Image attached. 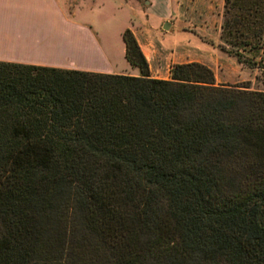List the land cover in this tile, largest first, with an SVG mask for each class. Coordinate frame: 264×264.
<instances>
[{
  "label": "trees",
  "instance_id": "obj_1",
  "mask_svg": "<svg viewBox=\"0 0 264 264\" xmlns=\"http://www.w3.org/2000/svg\"><path fill=\"white\" fill-rule=\"evenodd\" d=\"M218 45L264 85V0ZM0 61V264H264V90Z\"/></svg>",
  "mask_w": 264,
  "mask_h": 264
},
{
  "label": "rangeland",
  "instance_id": "obj_2",
  "mask_svg": "<svg viewBox=\"0 0 264 264\" xmlns=\"http://www.w3.org/2000/svg\"><path fill=\"white\" fill-rule=\"evenodd\" d=\"M59 0L65 11L74 6H84L76 19L87 21L103 43L107 38L114 46H119V31L132 27L142 36V54L148 67V74L161 79L169 78L173 64L198 62L208 67L215 84L237 85L248 83L250 89L264 90L256 69L238 63L234 57L218 47L220 24L223 13V0H172V10L164 18L167 29L156 25L155 17L148 16V22L140 20L127 7L116 9L115 0ZM86 6L93 7L86 10ZM156 25V26H155ZM117 69L125 73H138L120 60Z\"/></svg>",
  "mask_w": 264,
  "mask_h": 264
},
{
  "label": "crops",
  "instance_id": "obj_3",
  "mask_svg": "<svg viewBox=\"0 0 264 264\" xmlns=\"http://www.w3.org/2000/svg\"><path fill=\"white\" fill-rule=\"evenodd\" d=\"M115 1L116 9L127 7L144 22L152 15L157 20L156 25L163 24L172 10V0ZM97 2L95 6L103 4L102 0ZM82 7L74 6L67 12L59 0H0V61L128 74L116 66L124 59L122 39L117 47L107 38L102 43L87 21L76 19ZM124 29L119 31L120 36ZM130 31L141 50L142 36L132 27ZM130 68L135 70V67ZM128 75L137 76L138 73Z\"/></svg>",
  "mask_w": 264,
  "mask_h": 264
},
{
  "label": "water",
  "instance_id": "obj_4",
  "mask_svg": "<svg viewBox=\"0 0 264 264\" xmlns=\"http://www.w3.org/2000/svg\"><path fill=\"white\" fill-rule=\"evenodd\" d=\"M168 26H169V23L168 22H163V24H162V28L163 29H167Z\"/></svg>",
  "mask_w": 264,
  "mask_h": 264
}]
</instances>
